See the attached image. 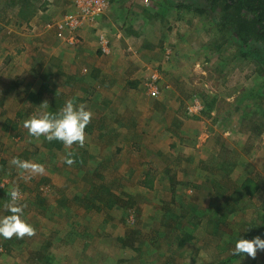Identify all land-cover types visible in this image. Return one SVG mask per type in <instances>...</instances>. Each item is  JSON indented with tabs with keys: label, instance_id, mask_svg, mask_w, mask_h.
I'll return each mask as SVG.
<instances>
[{
	"label": "rangeland",
	"instance_id": "374dc122",
	"mask_svg": "<svg viewBox=\"0 0 264 264\" xmlns=\"http://www.w3.org/2000/svg\"><path fill=\"white\" fill-rule=\"evenodd\" d=\"M52 1L54 8L38 17L32 8L33 26L16 25L11 18L12 24L0 25V159L8 166L0 176V189L20 190L19 202L27 205L25 219L35 228V235L10 244L0 237V264H138L141 259L146 264H218L235 248H221L223 242L231 241L228 234L220 248L203 227L195 230L194 243L171 238L168 242L159 236L158 215L168 205L188 225L193 223L189 222L191 205H216L212 186L204 181L203 163L214 168L220 162H236L229 173L235 183L253 172L264 176V95L242 104L238 101L245 89L253 87L257 65L234 57V45L219 55L212 45L207 46L215 25L194 9L201 6L208 12L207 0H111L108 12L78 29L74 47L60 45L56 31L48 25L77 12L76 0ZM149 13L157 15L149 17ZM4 15L0 12V22ZM140 15L153 22L144 27ZM143 28L147 40H157L165 32L167 41L157 51L160 59L146 58L147 51L136 53ZM81 51L86 58L79 56ZM107 62L116 65L114 71ZM98 63L100 69L110 67L109 72L94 71ZM152 74L160 78L158 97L149 95L146 88ZM29 93L49 104L32 107ZM212 99L216 101L209 115ZM55 100L63 106L72 100L93 113L87 130L93 128L94 133L87 146L90 156L102 161L100 171L105 175L96 185L108 184L112 201L120 199V204L110 209L104 202L110 195L103 190L91 202L88 197V205L75 202L73 196L66 206L61 204L65 185L71 193L75 185L82 188L85 183L78 178L67 180L74 171L65 163L67 151L66 155L49 151L43 138L28 135L23 123L47 113L45 109ZM36 153L47 155L44 163L60 172L54 174L35 162ZM17 157L41 164L45 171L20 169L12 163ZM91 165L84 166V173ZM150 167L153 189L141 183ZM0 195L3 217L10 197ZM254 203L247 213L229 220L227 230L233 236L260 214L264 182ZM234 264H264V251L258 250L255 259L246 255Z\"/></svg>",
	"mask_w": 264,
	"mask_h": 264
},
{
	"label": "trees",
	"instance_id": "16d2710c",
	"mask_svg": "<svg viewBox=\"0 0 264 264\" xmlns=\"http://www.w3.org/2000/svg\"><path fill=\"white\" fill-rule=\"evenodd\" d=\"M6 1L9 7H11V5L13 7H18L19 11L17 16H19V18L25 21H29L33 18L34 11L29 5L30 0H19L18 2L15 0ZM110 2L111 0H109V8L111 4ZM207 2L210 6V10L208 12L201 6H195L194 8L196 9V12L205 14L211 18V21L215 25V27L211 29L214 38L211 40L212 42L207 44V46L211 47L212 45L211 50L217 51L219 55V53H224L229 44L234 45L236 51L233 55L234 57L242 56L245 61L251 63L253 62L257 65L255 70L256 78L253 87L250 89L247 88L243 91L242 96L238 99L239 103L242 104L247 100H257L262 98L264 95V0H207ZM113 3H115V1H113ZM183 6H185L186 9H192L191 6ZM13 10L15 11V9ZM59 73L64 75L60 71ZM46 84L47 82H43V85L46 86ZM45 86L39 91V95H43ZM5 91L7 92L6 88ZM18 94L20 93L18 92ZM51 96L55 98L54 94ZM27 98L30 101L32 107L40 106L42 105L40 104L42 102L45 105L49 104L47 101L36 99L35 95L32 93L27 94ZM203 98L208 99V97ZM215 101L216 99H212L210 102L208 114L209 112L211 114L212 110L214 109L213 104ZM62 107V102L55 100L51 106L48 105V109H45V111L55 113L58 112ZM39 112L43 111L39 110ZM6 125L5 128H7ZM17 128L18 125L14 124L13 129ZM91 129L93 130V128ZM91 129L87 130L86 128V134L87 137H89L87 141L93 136L94 132H91ZM43 140L45 148L51 152H57L58 154L63 152L66 155L67 151L73 154L75 162L71 165V167L74 171L73 174H71L72 176L67 180L71 182V180H74L73 178H78L79 183H85L82 188H78V185H75L71 193H68V185L64 186L65 192L61 195L62 198L60 199V202L63 204V206H66V203H68L69 196H73L72 199L75 202H84L88 205V197L89 201L91 202L92 196L96 197L101 195L103 192H107L110 195L108 202L104 201L105 203H108L107 205H109L108 207L110 209L116 204H120V199L115 200V202L112 201L111 187H109L108 184L103 185V188H100V185H96L98 180L105 178L103 172L100 171L101 169H104L102 168L103 163L98 159L95 160L93 156H90L87 142L84 147H79L77 144H74L72 145V148H68L69 150H66L67 148L62 142H49L44 138ZM27 153L30 154L31 151H28ZM46 156L47 155L44 153H42V156L40 153H36L34 161L44 164L45 167L50 169L52 173L58 174L60 171L52 168V165H49L48 167V165L44 163L43 160ZM91 159H94V161H91ZM89 163H91L94 168L91 165L93 169L91 168L89 169L90 171L84 173V166H87ZM150 164L151 163H148V165ZM236 164V162L224 161L217 163V165H214L213 168L212 166H204L203 163V165H201V169L203 174H205L204 181L209 184V186H212V191L215 193L217 198L216 205L211 208H202L200 206L191 205L188 208L191 212V215L189 216V222L193 221V223L188 225L182 224L180 220H178L177 215L173 214L175 212L172 213V211L169 210L170 207L165 205V208L159 211L158 216H160V220L157 221L159 227L158 233L161 239L169 242V239L171 238L172 240H176L177 242L183 244H191L194 243L195 240V230L203 227L207 237H213L216 242L220 243L219 248L222 245V238H224L226 234L230 236L231 241H228L229 244L227 242H223V246L221 247L225 250L227 247L235 245L236 241L239 239L245 238L251 240L258 235L264 237V206L260 207L261 212L257 218L253 219L249 224H246L245 227L240 230V232L237 231L234 236L230 233V231L227 230L230 227V219H233L235 216L238 217L244 213H247L251 207L254 208V200H257L258 195L262 192L264 182V176L259 172L251 173L240 183L230 181L231 175L229 173L233 171V169L236 167ZM7 167L6 161L0 159V176L3 174L2 172H7ZM50 170L48 171L50 172ZM142 176L143 179L141 180V183L143 186L153 189L155 184L151 167L147 169ZM217 177L221 178L218 179ZM230 182H234V186H232L233 184H230ZM47 183L53 187L56 186L51 180H49ZM174 185L173 187H175ZM174 189L175 188H173V194L175 193ZM98 190H103V192L100 191V194H97L96 191ZM8 193L9 190L4 188L0 189V194H2L4 197L6 196L9 199ZM83 196H85L84 199ZM172 199L173 202H176L177 200L175 195H172ZM100 200H103V198ZM180 205L181 209L183 208L184 210L185 207L183 204L180 203ZM4 208L5 206L1 204V213ZM6 213L7 215L11 214L8 211H6ZM183 217H187L186 213L183 214ZM195 220L196 222H194ZM159 236L157 234L156 240H159ZM18 240L19 239L13 237L12 240L9 239L7 241H9L10 244V241L14 242ZM193 250H196V248ZM228 253H230V255L225 254V257L221 259L218 264H234L246 256L234 255L231 250ZM141 261L142 262H138V264H146L144 259H141Z\"/></svg>",
	"mask_w": 264,
	"mask_h": 264
},
{
	"label": "clouds",
	"instance_id": "9594fccd",
	"mask_svg": "<svg viewBox=\"0 0 264 264\" xmlns=\"http://www.w3.org/2000/svg\"><path fill=\"white\" fill-rule=\"evenodd\" d=\"M92 116L91 110H87L84 105L77 106L72 100H68L58 112L34 116L24 122V127L28 129V134L36 139L43 137L49 142L59 141L66 148L74 144L84 147L87 142L86 128L91 123ZM74 162L73 154L68 152L65 163L71 166ZM12 163L20 169H31L41 174L45 171L43 165L33 164L18 157L14 158ZM8 195L10 202L6 208L11 214L0 217V237L22 239L35 235V228L25 219L27 205L19 202L20 190L13 187ZM258 250L264 251V237L260 235L251 240L245 238L237 240L232 251L234 255H247L255 259Z\"/></svg>",
	"mask_w": 264,
	"mask_h": 264
},
{
	"label": "built area",
	"instance_id": "2783aa9c",
	"mask_svg": "<svg viewBox=\"0 0 264 264\" xmlns=\"http://www.w3.org/2000/svg\"><path fill=\"white\" fill-rule=\"evenodd\" d=\"M74 7L77 12L68 14L61 22L49 23L48 25L49 28L56 31L58 39L73 46L79 41L77 38L78 29L83 24L87 25L86 23L92 22L96 17L105 14L109 8V0H76ZM159 80L157 74H152L146 83L147 91L152 97H158L161 94ZM196 104L198 108L200 103L196 101ZM196 110L190 109L191 112H198Z\"/></svg>",
	"mask_w": 264,
	"mask_h": 264
},
{
	"label": "crops",
	"instance_id": "0c3cea01",
	"mask_svg": "<svg viewBox=\"0 0 264 264\" xmlns=\"http://www.w3.org/2000/svg\"><path fill=\"white\" fill-rule=\"evenodd\" d=\"M15 1L18 2L19 0H15ZM29 3H30L29 4L30 7L35 10L36 17H38V15H37L38 13L41 14L42 11L48 12V11H51L54 8L52 0H30ZM13 9H15L16 12ZM18 11H19L18 7H13L12 5H11V7H9L6 0H0V12L5 13V15L1 18L2 21L0 22V25L2 24L3 26H6L8 23L12 24V22L10 20H8L9 18L14 19L15 24L19 25V26L20 25H24V24L28 25V26L32 25L33 19L35 17L30 19L29 21H25V20L19 18V16H17ZM157 13H154V14L149 13V17L155 16V15H157ZM139 18L143 20L144 27H146V28H147V25H150L153 22L150 19L147 21L143 17V15H140ZM155 21H156V23H159V24L161 22V21L156 20V19H155ZM50 22H52V24H54L55 22H58V20L57 21L56 20L55 21H50ZM0 29H1V27H0ZM48 30L49 29H47V31ZM51 31H53V30H51ZM51 33H53V32H51ZM87 35H89V34H87ZM137 39L138 40L140 39L139 42H141V44L138 45V47L136 46L137 47L136 53L141 54L143 51H147L146 58H149L151 60H157V59L161 58V56L157 53V51H160L159 47L161 45H164L165 41H167V37L165 36V32L161 33L158 36L157 40H147V36L145 34V28H143L140 31V35L137 36ZM59 42H60L59 44L62 45V46H67V47L73 46V45H69L67 43L62 42L61 40H59ZM81 52L83 54L79 53V56L86 58V56L84 54V51H81ZM106 57H103V59L101 58V60H105ZM107 63H108L109 66H112L113 71H114V69L116 68V65H114L112 62H107ZM100 67H101V65L99 63H98V65H94V68H95L94 71H96L97 73L98 72H102V75H103V72H106V73L109 72L108 68H110V67L104 68V70H103V68L100 69Z\"/></svg>",
	"mask_w": 264,
	"mask_h": 264
}]
</instances>
